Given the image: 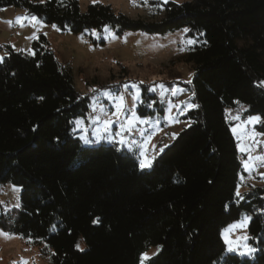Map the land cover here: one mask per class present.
Here are the masks:
<instances>
[{"label": "trees", "instance_id": "16d2710c", "mask_svg": "<svg viewBox=\"0 0 264 264\" xmlns=\"http://www.w3.org/2000/svg\"><path fill=\"white\" fill-rule=\"evenodd\" d=\"M10 7L72 34L185 30L196 40L181 57L192 68L185 88L194 107L182 116L190 125L142 170L133 152L73 136L89 96L75 90L44 35L31 53L4 47L0 190L18 187L19 205L0 202V231L37 247L49 264H141L152 248L143 264H264V186L236 195L243 169L226 114L244 105L242 117L259 116L264 134V0L167 2L159 21L104 4L82 11L77 0H0V9ZM142 99L145 116L153 98L144 86ZM242 214L251 218L252 259L226 254L221 237Z\"/></svg>", "mask_w": 264, "mask_h": 264}, {"label": "rangeland", "instance_id": "374dc122", "mask_svg": "<svg viewBox=\"0 0 264 264\" xmlns=\"http://www.w3.org/2000/svg\"><path fill=\"white\" fill-rule=\"evenodd\" d=\"M77 1L82 11L91 4H104L130 19L159 21L162 17L163 4L182 3L187 0ZM25 16L33 17L11 7L0 9V63L7 55L4 47L31 53V41L39 35H44L59 61L71 69L75 90L81 96H89L88 117L76 119L72 130L73 136L82 145H115L120 151L133 152L138 159L140 169L148 170L154 159L171 145L179 132L190 125V122L183 120L182 116L194 107L185 88V85L191 82L192 68L183 63L181 57L196 43V40L186 38L185 30L165 35L128 32L116 36L113 30L107 28L103 34L96 32L72 34L67 31L62 32L55 26L46 25L38 17L39 23L33 25L28 20H24V26L21 27L16 23V18ZM91 38L96 44L92 43ZM101 41L103 44L100 43ZM125 85L128 87L125 88ZM132 85H135V88ZM160 85L163 87H159ZM142 86L147 88V93L153 98L147 105L145 116H140L138 113V109L143 104ZM173 89L178 90L175 95ZM104 92L111 93V96L105 98ZM134 95L138 96L135 103ZM113 96H123L124 108L119 119L112 115L116 111L112 102ZM154 102H157V105ZM245 108L244 105L237 104L234 109L226 110L227 120L232 123L230 130L243 169L237 189L240 194L250 187L264 186V162L255 161L257 166L251 171L244 167V162L249 161V156L264 155V134L255 128L260 124L261 118L251 116L260 119L246 123L249 117L245 119L242 117ZM159 109H163V113H159ZM133 114L137 118L136 122L129 131L122 132L121 125L131 120ZM96 117L113 121L109 133L102 131L103 125L97 122ZM233 128H236V133L233 132ZM98 129H101L99 134ZM117 133H122V136L116 135ZM121 138L125 140L124 144L118 142ZM241 147L245 148V151H241ZM141 160L150 161V166L141 168ZM0 202L5 204L7 209L17 207L19 188L10 184L2 187ZM243 217L249 216L242 214L238 221L222 230L221 237L224 243L225 236L231 240L234 248L238 244L242 245L238 251L230 252L227 251L228 245L225 243L226 254L252 259L256 249L247 242L249 220L246 227L225 232L230 225L238 223ZM243 237H247L246 241L240 239ZM249 248L254 249L251 254H248ZM155 252L156 248L150 249L143 256V260ZM0 264L49 263L37 247L0 231Z\"/></svg>", "mask_w": 264, "mask_h": 264}, {"label": "snow or ice", "instance_id": "6c2138e0", "mask_svg": "<svg viewBox=\"0 0 264 264\" xmlns=\"http://www.w3.org/2000/svg\"><path fill=\"white\" fill-rule=\"evenodd\" d=\"M24 20H28L29 22L33 23V25L39 23V20L37 17H17L16 18V23L20 24L21 27L24 26L23 24V21ZM9 24L11 25V22H9ZM189 43H192L191 41H189ZM262 84H264V82H261ZM128 85H125V88H127ZM133 88H135V85H132ZM159 87H163V85H160ZM151 90H155V89H151ZM178 90L176 89H173V95L176 94ZM104 97L105 98H108L109 96H111V93H108V92H104L103 93ZM138 100V96L134 95L133 96V101L134 103ZM112 102L114 103V106H115V109L116 111L114 113H112L113 116H116L117 119H119V115L121 114L123 108H124V103H123V96H113L112 97ZM101 112H103V109L101 108ZM136 117L135 115L133 114V117L131 120H128L126 122V124H122L121 125V129H122V132L123 131H129L133 124L136 122ZM235 119H238V117H235ZM260 118L259 117H249V120L246 122V123H252L253 121H258ZM96 120L98 123H102L103 125V128H102V131L104 133H109L110 132V126L112 124L113 121L111 120H103L102 117H96ZM143 122V121H141ZM98 134L99 132L101 131V129H98ZM233 132L236 133V128H233ZM116 135L118 136H122V133H117ZM110 138V137H109ZM119 143L121 144H124L125 143V140L123 138H121L119 141ZM238 147H240V145L238 144ZM241 151H245V148H240ZM255 161H261V162H264V155H260V156H256V157H252V156H249V161H246L244 162V167L246 170L248 171H251L254 167H256L257 165L255 164ZM251 162V164H250ZM140 166L141 168H144L146 166H150V161L149 162H145L144 160H141V163H140ZM14 190H18V189H14ZM236 195L238 197H240L241 199H243V197L241 196L239 190H237V193ZM251 218L250 217H243L241 221H239L238 223L236 224H233V225H230L228 229L225 230V232H230L231 230L233 229H236V228H240V227H246L247 226V221L250 220ZM222 235H224V233H222ZM244 241H246L247 237H243V238H240ZM225 243L228 245V248H227V251H238L239 250V247L242 246V245H239L237 247H233L232 244L233 242L231 240H228L227 237L225 236ZM78 247V245H77ZM254 249H251L249 248L248 249V254H251V252H253ZM241 254H244V253H241ZM146 258V257H145ZM141 264H143V258H142V261H141Z\"/></svg>", "mask_w": 264, "mask_h": 264}]
</instances>
